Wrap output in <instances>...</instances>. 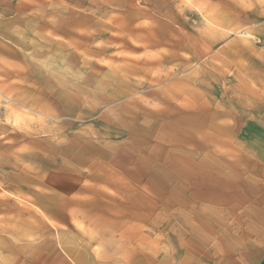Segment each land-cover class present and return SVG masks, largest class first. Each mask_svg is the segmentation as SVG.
<instances>
[{
	"label": "rangeland",
	"instance_id": "obj_1",
	"mask_svg": "<svg viewBox=\"0 0 264 264\" xmlns=\"http://www.w3.org/2000/svg\"><path fill=\"white\" fill-rule=\"evenodd\" d=\"M216 174L264 186V0H0V264H124Z\"/></svg>",
	"mask_w": 264,
	"mask_h": 264
},
{
	"label": "crops",
	"instance_id": "obj_2",
	"mask_svg": "<svg viewBox=\"0 0 264 264\" xmlns=\"http://www.w3.org/2000/svg\"><path fill=\"white\" fill-rule=\"evenodd\" d=\"M198 188L179 233L135 245L124 264H264V186L216 174Z\"/></svg>",
	"mask_w": 264,
	"mask_h": 264
}]
</instances>
